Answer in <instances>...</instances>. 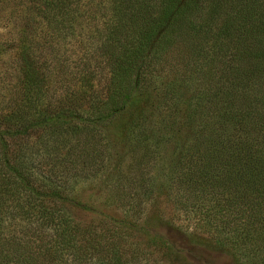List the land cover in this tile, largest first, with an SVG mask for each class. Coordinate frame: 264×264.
Returning a JSON list of instances; mask_svg holds the SVG:
<instances>
[{
	"label": "trees",
	"instance_id": "16d2710c",
	"mask_svg": "<svg viewBox=\"0 0 264 264\" xmlns=\"http://www.w3.org/2000/svg\"><path fill=\"white\" fill-rule=\"evenodd\" d=\"M18 22V97L0 109V264H134L123 240L135 234L163 258L211 264L170 232L264 264V0H0V28ZM64 61L56 97L49 74ZM44 136L58 155L83 147L77 164L103 148L127 157L128 209L77 222L96 212L65 194L63 165L34 148ZM166 148L168 202L187 229L137 213L144 160Z\"/></svg>",
	"mask_w": 264,
	"mask_h": 264
},
{
	"label": "rangeland",
	"instance_id": "374dc122",
	"mask_svg": "<svg viewBox=\"0 0 264 264\" xmlns=\"http://www.w3.org/2000/svg\"><path fill=\"white\" fill-rule=\"evenodd\" d=\"M18 23V26L15 28H13L12 25H7V28H0V109L1 107L5 108V106H9L11 101L18 97L17 87L19 75L21 73V67L18 59L19 53L16 51L15 47V40L18 38V32H21L19 30L20 22ZM63 64L59 66L58 73L52 69L51 73L49 74L51 84L55 88L53 94L54 96L56 95V97L62 94L59 85V79L61 78L60 75H62V69L64 67L66 69L68 62L64 61ZM106 81L107 73L105 70L98 71L94 82L95 87L99 90H103L105 88ZM44 138L46 139L44 142L36 140L34 148L38 149L40 153H43L46 156H52L54 162L63 165L64 174H67L71 178L68 180V184H66L67 187L65 194L79 199L82 203L89 205L96 212L95 215L93 213L75 214L74 217L77 222L83 223L95 221L99 223L106 221L103 213L108 216L113 215L120 217V211L124 210L125 208L128 209L127 204L123 200V197L128 196L124 192L126 189V179L128 176L124 167V165L129 162L127 157L121 162V159H123L121 152L120 154H112V157H108L106 156L105 150L103 148L99 150L94 161L77 164L74 162V160H76L79 154L84 150L83 147L62 146L60 155H58L55 153V151H53V148L48 145L50 144L48 137L44 136ZM116 147L117 148L115 150L119 151L120 146ZM130 149H135L134 152L136 156H134V158L136 162H139L138 155L146 150V148L142 145H138L136 147L134 146ZM32 151L33 150H31V152ZM169 157V149L166 148L154 154L153 158H145L144 163L146 164V168L142 169V175L150 180L152 178V182H150L151 185L145 184V186L147 185L148 190L146 191V195L143 198V207L146 211L142 213L138 209L137 213L140 220L145 219L149 221L154 220L156 210H159V219L161 221L175 220L178 225L187 229V217L180 215L182 212H175L178 214L172 215L173 213L168 202V195L166 192L169 188V185H167L169 181L168 176L170 175L168 168L170 167L171 163V161H169ZM46 162L47 159L44 160L43 163ZM132 162L134 163L133 157ZM49 168L50 165L44 166V172H48ZM138 174V171H134L133 175L131 173L132 178H137ZM45 175L48 176V173ZM129 178L130 176L128 179ZM59 179L60 176H56L55 179L50 180L53 183L58 184ZM119 197L122 200H119ZM100 214H102L104 218L100 216ZM192 224H194V220H191L189 223L190 226H192ZM170 235L171 237L180 241L181 245L187 249L189 253L193 255H201L208 259L211 264H233L226 255L210 248L207 245L202 244L198 246V244L193 242L192 238L185 237L177 232H170ZM198 237L203 238V240L205 238L203 235H198ZM146 240L148 239L146 238ZM123 241L126 242L124 244L126 245L127 249L136 248V246L138 248L137 257L135 255L133 258L135 261L134 264H181L180 261L174 257L171 260L168 258H163V247L156 243L150 244L149 242H146L145 238L141 234H135L134 236ZM141 243H143L144 246L140 245ZM105 262L106 258H104V263Z\"/></svg>",
	"mask_w": 264,
	"mask_h": 264
}]
</instances>
